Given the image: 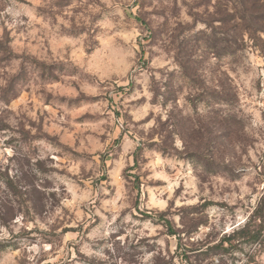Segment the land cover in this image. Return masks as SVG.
<instances>
[{
  "label": "rangeland",
  "instance_id": "obj_1",
  "mask_svg": "<svg viewBox=\"0 0 264 264\" xmlns=\"http://www.w3.org/2000/svg\"><path fill=\"white\" fill-rule=\"evenodd\" d=\"M237 8L0 0V264H264V226L223 241L264 219V23Z\"/></svg>",
  "mask_w": 264,
  "mask_h": 264
},
{
  "label": "trees",
  "instance_id": "obj_2",
  "mask_svg": "<svg viewBox=\"0 0 264 264\" xmlns=\"http://www.w3.org/2000/svg\"><path fill=\"white\" fill-rule=\"evenodd\" d=\"M234 4L237 5V9H239L240 14L238 17L235 18V20L239 21V32L241 35L245 32L243 30V27L245 24L247 25H254L255 27L259 25H263L264 23V14H259L260 12L259 7L256 5V2L248 3L247 0H232ZM256 1V0H255ZM247 5L251 7V11L249 15L247 14L248 9ZM223 23H226L223 21ZM244 31V32H243ZM249 33H261V30L253 29L249 31ZM256 216V215H255ZM257 221L259 223H257ZM263 226H264V219L257 215L255 219L250 220L246 225L239 228L238 230L234 231L229 238L224 239V242L229 243L230 249H240V246L242 244H253L255 243L263 232ZM235 241L234 244H230L231 241ZM2 249V248H1ZM0 249V251H2Z\"/></svg>",
  "mask_w": 264,
  "mask_h": 264
}]
</instances>
